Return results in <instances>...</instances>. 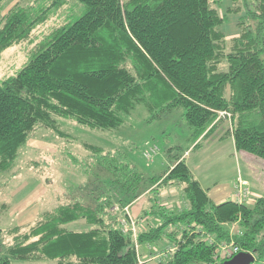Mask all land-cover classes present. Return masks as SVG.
I'll list each match as a JSON object with an SVG mask.
<instances>
[{"label":"trees","instance_id":"trees-1","mask_svg":"<svg viewBox=\"0 0 264 264\" xmlns=\"http://www.w3.org/2000/svg\"><path fill=\"white\" fill-rule=\"evenodd\" d=\"M64 1H17L4 12L6 0H0V54L28 39ZM78 1L85 10L77 19L55 27L15 74L0 78V175L38 125L64 136L61 117L113 129L138 103L182 108L193 141L223 122L216 118L226 110L236 148L264 158V0H242L244 8L233 0L226 13L222 0ZM231 13L240 14L239 31L229 37L222 26ZM84 147L102 177L85 197L0 228V264H140L133 232L121 228L124 207L168 183L184 184L185 201L169 210L149 196L157 221L137 234L139 243L167 237L178 244L156 264H224L226 244L252 251V264H264V194L253 203H214L182 153L172 154L175 146L167 148L172 167L164 175H148L121 150ZM80 219L86 229L66 226ZM233 223L239 232L231 231Z\"/></svg>","mask_w":264,"mask_h":264},{"label":"rangeland","instance_id":"rangeland-1","mask_svg":"<svg viewBox=\"0 0 264 264\" xmlns=\"http://www.w3.org/2000/svg\"><path fill=\"white\" fill-rule=\"evenodd\" d=\"M17 1L25 6L36 4L37 1L46 2V0H6L4 12ZM248 2L250 4V1ZM46 3L52 4L51 0ZM232 4L233 0H222L221 11L226 13L227 8ZM237 5L243 7V1L238 0ZM84 10L83 3L78 0H65L62 6L54 11L45 22L33 29L28 39L5 48L0 54V78L15 74L33 55L39 43L50 37L55 27L66 20L74 21ZM227 16L228 21L222 26L223 30L228 36L238 33L240 14L231 13ZM228 118H223L218 114L216 120L225 119L226 122ZM59 124L61 131L66 135L69 134L68 136L60 135L52 128L38 125L27 143L19 150L13 167L0 175V189L2 190L0 193V228L8 229L17 224L30 222L44 209L65 203L64 199L85 197L86 191L91 185L93 186L94 179L102 177L100 176L102 173L97 174L98 166L88 163L93 160L88 156L89 152L84 147L85 142L103 146L104 149L125 152L129 161L148 175H164L162 173L169 169L171 162L166 158L167 148L178 147L173 150L172 154L184 153L183 151L192 143V129L185 119L184 110L178 107L167 110H162V108L150 110L146 104L138 103L131 112L124 114L122 124L113 129L90 127L63 117L59 118ZM226 124L229 127L230 122ZM224 142L225 144L219 148L216 146L215 139L208 138L190 153L189 159L196 165L197 174L205 182L207 179L218 182V187L224 191L226 185H229L235 178L237 180L239 175L244 178L250 177L254 190L259 191L255 183H264V158L249 151L230 149L231 141L225 139ZM157 143L161 150L152 161H149L144 155L146 147ZM174 184V187L173 183H168L159 186L156 190H147L150 192L133 206V215L138 217L145 213L141 207L149 196L159 198V206H164L169 210L172 207L167 199L173 195L170 201L180 203L181 200L183 203L185 201L182 195L183 185ZM249 186L252 192V185ZM172 202L170 204H174ZM246 202L250 203L251 199H247ZM149 204L151 208L153 203L149 201ZM150 208L146 215L139 218L144 219V222L146 220L148 223L149 221L155 223L157 219L155 215L149 213ZM139 225L140 222L137 220L138 230ZM66 226L70 229L83 230L88 227V224L80 219L69 222ZM200 232L203 233V231ZM12 239V235L5 237L7 242H12ZM163 239H166L165 243H169L166 248L171 247L170 256H172L178 244L169 242L167 237ZM146 245L144 242L140 248L144 258L150 256ZM156 263L158 260L154 259L143 264ZM14 264L58 263L53 259H44L15 260Z\"/></svg>","mask_w":264,"mask_h":264},{"label":"crops","instance_id":"crops-1","mask_svg":"<svg viewBox=\"0 0 264 264\" xmlns=\"http://www.w3.org/2000/svg\"><path fill=\"white\" fill-rule=\"evenodd\" d=\"M237 34V33H236ZM233 35H235V34H232V35H230V36H233ZM229 36V37H230ZM224 122L225 121H223V122H221L220 124H216V125H214L213 126V129L210 131V133H209V135L207 134L205 137H203V138H201V139H199V140H197V141H193V139H191V141H192V143H191V145L189 146V147H187V149H185L183 152L184 153H182V155H181V157H183L185 160H186V162H187V164L189 165V167H190V169H191V171L193 172V174H194V176L198 179V181L200 182V184H201V186L207 191V193H208V195L210 196V198H211V200L214 202V203H220V202H223V201H225V200H229V199H232V200H236V198H235V196L233 197V195H234V183L236 182V178L233 180V181H231V183L229 184V185H226V190L224 191V190H222L220 187H218V185H219V183L218 182H216V181H214V180H210V179H207L206 180V182L203 180V179H201V177L197 174V172H196V165L194 164V162L192 161V160H190L189 159V156H190V153L198 146V145H200V143L202 142V141H204L205 139H208V138H212V139H215L216 140V146L217 147H221L222 145H224L225 144V139H227V141H231V146H230V149H233V150H236V151H238L237 149H236V146H235V142H234V140H233V137H231V136H229L228 134H227V121L225 122V126H223V124H224ZM225 131V132H224ZM224 133V134H223ZM197 142H199L197 145H195ZM160 150H161V148H160ZM160 152V151H159ZM158 152V153H159ZM157 153V154H158ZM166 158H167V160L169 161V157H168V153L166 154ZM172 167V166H171ZM168 170H166L165 172H163L162 174H165L166 172H167ZM240 176V177H239ZM238 177L239 178H241V179H244V180H246L248 183H249V185H252V193L250 194V196H249V198L248 199H251V202L250 203H253L254 202V200L257 198V197H259V196H261V195H263L264 194V183H262V182H259L258 184H256L255 183V185H257L258 186V188H259V191H256V190H254V185L251 183V178L249 177V178H244V177H242L241 175H239ZM238 178V179H239ZM237 179V180H238ZM181 185H183L182 187H184V184H182L181 183ZM175 186V184L173 183V187ZM177 189V188H176ZM183 189V188H182ZM171 190H172V192H174L173 191V188H171ZM1 189H0V193H1ZM148 192H150V191H147V192H145V193H143L142 195H140L139 197H137L132 203H131V205H130V207H129V209H130V212L132 213V215H133V206L140 200V199H143L144 197H145V195H147V193ZM172 192H168V193H172ZM174 194H175V192H174ZM183 195V194H182ZM174 196V195H173ZM173 196L171 197V198H173ZM183 197H184V195H183ZM148 198V197H147ZM167 199V201H168V204L171 206V205H173L172 207H174L175 205H177V206H180L181 205V200H180V203L178 202H172V201H170V200H172V199ZM182 199V198H181ZM237 201V200H236ZM170 202H172V203H174V204H170ZM150 204H149V201H148V199H147V201H145V203H144V205L141 207L142 208V210H144L145 211V213L142 215V216H144V215H146V213L148 212V209L150 208V206H149ZM20 206H21V204H20ZM45 210V209H44ZM39 213H41V212H39ZM38 213V214H39ZM38 216V215H37ZM36 216V217H37ZM134 216V215H133ZM142 216H138V217H135L136 218V220H138V222H140V225H139V230L140 229H145L147 226H148V221H146L145 220V222H144V219H141V218H139V217H142ZM33 221V220H32ZM32 221H30V222H32ZM144 222V223H143ZM27 223H29V222H27ZM22 224V223H21ZM24 224H26V223H24ZM236 223H233V225L231 226V231L232 232H237L238 231V229H236ZM138 230V231H139ZM138 234V233H137ZM134 238H135V236H134ZM165 240H157V241H153V242H145L147 245V248L146 249H148L149 250V253L151 252L152 253V247H157L158 249H160V248H166L168 245H169V243H165L164 242ZM141 244L142 243H139V251H140V248H141ZM140 253H141V251H140Z\"/></svg>","mask_w":264,"mask_h":264},{"label":"built area","instance_id":"built-area-1","mask_svg":"<svg viewBox=\"0 0 264 264\" xmlns=\"http://www.w3.org/2000/svg\"><path fill=\"white\" fill-rule=\"evenodd\" d=\"M219 114L221 116H223L224 118H228L229 116V120L231 119V113L226 111V110H221L219 111ZM160 151V146L159 144H153L151 146L146 147V150L144 152V155L146 156V158L149 161H152L155 157V155ZM251 188L248 185V182L244 179L239 178L238 180H236V182L234 183V196L236 198V200L240 203L242 202H246V200L249 198L250 194H251ZM130 205H127L124 207V211L125 213L122 215L121 217V228L123 229V231H132L134 236H135V243H136V249L138 252V261L140 264H143L145 262H149L152 261L154 259H157L158 261L161 260H166L168 257H170L171 253V247L168 248H160L158 249L157 247H152V253L150 252V256L149 257H142V254L139 251V242H137V233H138V229H137V220L134 218V216L132 215V213L130 212L129 209ZM239 232V230L237 231ZM207 240L212 242L211 240V236L207 235ZM226 256L232 257L235 253H237L238 251L242 250L238 245H234V244H226L223 245Z\"/></svg>","mask_w":264,"mask_h":264},{"label":"water","instance_id":"water-1","mask_svg":"<svg viewBox=\"0 0 264 264\" xmlns=\"http://www.w3.org/2000/svg\"><path fill=\"white\" fill-rule=\"evenodd\" d=\"M255 261V255L249 250H240L232 257L225 260L224 264H252Z\"/></svg>","mask_w":264,"mask_h":264}]
</instances>
